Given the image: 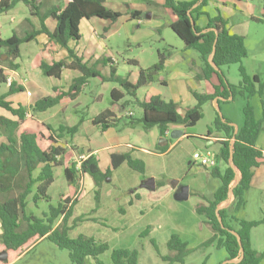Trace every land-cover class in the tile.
I'll return each instance as SVG.
<instances>
[{"label":"trees","instance_id":"trees-1","mask_svg":"<svg viewBox=\"0 0 264 264\" xmlns=\"http://www.w3.org/2000/svg\"><path fill=\"white\" fill-rule=\"evenodd\" d=\"M108 1L60 0L58 4L43 11L44 0H0V14L9 13L23 3L33 9L32 16L38 18L40 23L39 27L34 26L24 36L14 32L11 37L4 39L0 32V65L5 63L10 70H20L21 64L16 61L21 58L22 46L35 42L40 36H46L50 42L65 49L68 57L53 63L43 61L40 70L44 76L60 80L65 71L79 72L80 76L73 80L68 91L59 92L58 88H53L51 95L39 99L31 106L32 112L46 113L59 106L65 98L75 101L91 79L101 78L103 82L117 83L130 98L124 102L123 107L133 103L141 108L143 114L140 119L127 115L131 120L126 126L129 128L141 126L146 132L158 128L160 137L168 139L167 144L157 145V150L162 154L170 149L171 140L168 132L172 126L195 127L204 118V107L216 101V118L206 137L210 138L218 134L223 139L218 141L221 151L216 159L218 164V158L224 162L226 168L224 171L218 166L212 170L205 168L210 171L212 177L221 181V186L212 199L204 198L205 203L197 207V213L206 217V223L210 226L213 236L199 248L189 250L187 242L182 241L179 235H173L168 247L175 254L163 256L162 259L170 264H185L186 258L191 253L216 246L227 252V260L241 259L239 263L229 264H261L264 254H260L253 247L251 233L253 229L264 225V216L260 221L254 222L240 220L236 216L246 210L247 195L251 190L255 171L264 165V153L257 146L259 137L264 132V103L263 117L257 120L255 110L249 101L251 97L257 95L264 97V83L258 76L249 75L243 64L248 57L245 37L230 33L229 22L221 12L211 17L206 10L208 0H165L164 7L171 10L178 18L177 22L171 25V29L183 41L185 50H195L199 54L203 66L202 74L198 79L210 81L216 76L219 81V85L214 87V92L211 94L192 91L197 104L182 115L179 104L172 100L167 101L161 96H153L148 101H141L137 97L140 89L161 80V73L166 69V61L173 54L171 48L159 52L158 63L151 68L141 69L137 83L132 84L126 78L119 77L114 67L111 68L109 77L102 75L98 69L102 62L85 61L69 46L71 42H80V27L84 21L92 19L108 21L109 25L103 31V37L106 38L128 15L132 19H142V12L131 11L123 14L111 7ZM202 18L207 20L205 26L199 24ZM49 19L56 22L54 30H51L46 23ZM256 21L264 23V19H256ZM215 43L216 53L211 63ZM4 57L5 61H3ZM103 62L105 64L108 61ZM235 64L240 65L242 78L238 86L230 84L223 71L224 68ZM8 79L6 71L1 68L0 89L6 87L8 91L0 94V111L5 113L0 115V134L5 138V142L0 143V221L3 231L0 254L7 252L8 258L5 261L0 260V264H15L21 256L32 252L42 240H48L60 249L66 250L72 264H87V258H93L97 264H104L99 257L109 250L108 243L86 235L71 237L74 227L86 219L82 215L73 220L74 203L70 199L60 195L57 206L51 205L48 213L44 212L42 217L33 211L34 207L38 208L39 202L49 203L53 200L50 191L57 181L55 170L64 168L67 150L57 145L58 141L55 139H51L52 144L44 149L38 134L20 132L27 120L29 108L20 101L15 103L10 99L23 94L25 88L17 82H12L10 87H7ZM238 97L245 99L246 105L243 108V124L236 132V128L230 125L231 121L220 116L218 109L221 110L222 104L235 102ZM123 98L124 95L116 98L114 91L112 92L113 104ZM119 121L120 119H117L111 110H106L96 116L92 123L107 131L118 128ZM84 122L85 119L82 118L74 126L61 125L57 130L48 126V130L56 134L59 139L66 137L73 139ZM42 138L45 139L43 135ZM73 151L77 152L78 156L86 154L85 150L77 147H74ZM134 152V149L127 148L122 153L112 154L111 165L106 170L101 169L99 159L89 152L86 159L80 162L73 161L69 168H64V176L67 182L75 187H79L85 177H90L97 187L94 194L95 201L99 205L101 187L123 165H127L140 175L146 174L145 161L135 156ZM232 156L238 172L231 166ZM238 173L241 180L234 187ZM231 190L233 200L227 205L231 200ZM237 235L241 237L244 255ZM153 243L158 251L154 241ZM112 261L114 264H139V251L114 250Z\"/></svg>","mask_w":264,"mask_h":264},{"label":"rangeland","instance_id":"rangeland-1","mask_svg":"<svg viewBox=\"0 0 264 264\" xmlns=\"http://www.w3.org/2000/svg\"><path fill=\"white\" fill-rule=\"evenodd\" d=\"M59 2L60 0H44L43 11ZM126 2L130 3L129 0ZM131 6L143 13V25H140L139 28L135 22L136 19H131L129 20L130 26L127 27L125 24L128 21H124L123 25L120 27L119 24L111 35L103 41L100 40L101 44H105L104 46L107 47V56L118 59L120 62L124 60L139 61L141 66L148 69L158 63L159 52L171 48L173 54L183 55L187 61L185 69L190 68L191 62L194 60L198 65L200 64L199 54L195 50H185L183 41L168 26L169 18L165 16L163 10L156 11L159 17L150 19L153 10L148 9L146 2L137 0V4ZM223 8H227L224 14L229 23L234 26L233 30L237 29L245 34L248 57L243 61V64L248 74L252 77L258 76L264 83V23L256 21V19H264V0H208L206 10L211 17H215L219 12H222ZM233 10L236 11V14L232 16ZM32 13L33 9L30 6L20 3L9 13L0 14L2 37L7 39L14 32L19 36H24L34 26L39 27V20L32 16ZM156 22L166 23V25H159L160 27L155 29L153 24ZM94 23L99 28L103 25L98 20ZM42 39L22 46V56L16 61L21 64L22 69L13 71L5 63L0 65V69L4 68L12 82L17 80L21 85L28 83L30 90L34 93V98H37L39 91L43 86H46L49 93L39 97L40 99L51 95L54 86L68 87L70 77L72 74L74 75V73H67L65 78L60 81L44 76L39 69L41 62L59 56V54L53 55L51 52L60 49L57 46L53 48L48 39ZM88 42L89 36L86 35V26L83 24L81 26V42L77 47L83 49L88 46ZM71 45L72 47L76 46L73 43ZM5 60L4 57L3 61ZM98 67L102 75L109 76L102 64ZM239 67V64H235L223 70L229 83L233 86H238L242 81ZM119 75L125 78L126 73L120 69ZM161 75L166 77L168 72L165 70ZM114 89L126 93L117 83L103 82L101 78H95L90 80L89 85L83 89L78 99L65 101L62 106L65 109L62 112L58 107L46 113L36 114L29 106L32 118L27 117L21 131L38 134L44 149L52 144L51 139L58 141L57 145L67 150L64 168H69L71 162L82 160L75 157L77 152L73 151L74 147L87 150L88 143L92 147H100L106 143V136L101 129L97 128V131L91 133L90 136L88 130L94 127L90 121L92 118L112 107L111 94ZM7 91L8 88L3 87L0 89V94ZM28 92L30 91H27L26 96L22 95L21 98L16 96L12 99L27 100L26 103H29V99L32 98ZM145 96V90H140L138 97L143 99ZM97 97L101 98L97 100ZM23 98L24 100H22ZM249 101L255 110L257 120H261L264 97L257 95L251 97ZM124 102L122 101L120 108L116 109L121 116L116 130H121L122 134L118 133V137L129 136L133 145H137L136 139L140 138L144 142L143 144L149 145H145V147L158 151L155 147L160 144L161 140L158 128L149 132L143 130L141 126L127 128L126 125L131 120L127 114L132 112L135 119L142 118L143 114L141 108L133 103L122 109ZM245 105L246 100L238 97L231 104L221 105V115L226 119L228 116L233 118L234 124L240 127L242 125L239 122L244 121L243 108ZM216 110L212 103H208L204 107V118L195 127L177 129L183 134H187L185 138L172 139L171 133L174 130H171L170 145L175 144L172 148L170 146V151L163 156H144L147 163L145 175L134 172L127 165L117 170L101 187L99 205L95 201L94 194L97 187L90 177H85L79 187H75L67 182L64 168H57L55 170L57 182L50 194L53 200L49 203L39 202L38 208L34 207L33 211L42 217L44 212L48 213L51 205L57 206L61 194H58V191L64 192L62 194L64 198L70 199L74 203L73 220L82 217V215L86 219L74 227L71 237L77 238L80 235H86L94 237L97 241L108 243L109 250L99 257L104 264H114L112 253L118 249L139 251V264H170L165 262L162 257L175 254L168 247V242L173 235H179L182 241L187 242L189 250L199 248L213 236V232L206 223V217L197 213V207L205 203L204 198H213L214 193L221 186V181L212 177L210 171L200 167L194 160V155L209 152L213 157H218L220 154L221 146L218 143L209 144L205 138L209 129L213 127ZM82 118L89 122L88 124L84 122L81 125L75 141H69V137L59 139L56 134L48 130V126L55 130L61 125L74 126ZM94 134L95 137L91 138ZM42 135L45 139L42 138ZM218 160V167L224 171L225 163L219 158ZM151 180H155V188L147 185ZM175 182H179V186L189 187L188 200H176ZM232 200L233 197L230 202ZM247 200L246 210L236 216L247 222L260 221L264 216V195L256 191L250 192L247 195ZM252 231L253 247L260 254H264V225ZM147 232L149 234H146ZM227 259L228 255L224 249L211 246L191 253L186 258L185 264H223ZM15 264H72V262L66 250L60 249L48 240H42L31 253L21 257ZM87 264L97 263L93 258H87ZM261 264H264V259Z\"/></svg>","mask_w":264,"mask_h":264},{"label":"crops","instance_id":"crops-1","mask_svg":"<svg viewBox=\"0 0 264 264\" xmlns=\"http://www.w3.org/2000/svg\"><path fill=\"white\" fill-rule=\"evenodd\" d=\"M129 1H130V3L126 2V0H109L108 4L110 5V3H112L110 6L113 7L116 11H119L123 14L130 13L131 11H140L136 8H132V6H131V5L137 4V0H129ZM143 2H146L148 9L153 10V11H151V18L150 19H152L156 16L159 17V15L156 13V11L157 10H163L165 13V16H167L169 18L168 26L171 27L172 24L177 22L178 18L172 13V11L169 9H166L164 7L165 0H143ZM125 3H129V4L126 5ZM226 9L227 8H223L221 13H222L223 17L228 21V19L226 18L225 14H224ZM236 11H237V8H236ZM236 11L233 10L232 16L234 14H236ZM126 18H124V20H121L123 22H120V27L123 25L124 21H126V22L128 21L127 24H125L127 27L130 26L129 20H131L132 18L130 17V15H128ZM97 20H98V22L100 21L103 24L100 28L97 27L94 23ZM143 21L144 20L141 19V20H136L135 22L139 25V28H140V25H143ZM46 23L51 30L55 29L56 22L53 19L47 20ZM206 23H207L206 18H202L199 22L200 26H205ZM83 24H85V26H86V35L89 36L88 46H86L85 48L82 49L80 47H77L79 45L78 44L79 42L78 43L71 42L74 45H76V46L72 47L71 43L69 44V46L75 51V53L78 56L83 57L85 61H89L92 63L102 62V65L105 67V71H107L109 73V76H110L111 68L114 67L118 71V76L121 77L119 75V73H120V69H122V71H124L126 73L125 78L130 83L136 84L138 81V78H139L140 70L141 69H147V68H144L143 66H141L139 61H135V60L125 61L124 60L123 62H120L118 59L107 56V53H106L107 47L104 46L105 44L102 45L100 40L103 41V39H105V37H103V31L109 25V22L105 21V20L92 19L90 21H84L81 24V26ZM159 25H166V23L163 24L162 22H156L155 24H153V28L157 29V27H160ZM228 28H229V31L231 34L245 36V34H242L237 29L233 30L234 26H232L230 23L228 25ZM80 32H81V27H80ZM42 38L48 39L46 36H40L37 38V40L38 39L43 40ZM80 42H81V40H80ZM51 45L53 46V48H55V46H57L60 49V50H55V51L51 52L53 55L59 54V56H57L56 58L54 57L51 60L45 61V62L53 63V62H57V61L67 59L68 52L65 49H63L61 46H59L53 42H51ZM46 60H48V59H46ZM104 60H107L108 62L104 64V62H103ZM132 61H135L137 63L134 64L135 62H132ZM186 65H187V61H185V58L183 57V55H180L177 53L172 54V56L166 61V69L165 70H166V72H168V75L166 77H163L161 75V77H160L161 80L159 82L154 83V84H150L147 87L142 88L146 92V96L143 99L138 97V93L142 89H140L138 91L137 97L141 101H148L153 96H161L165 100L169 99L167 101L172 100V101L178 103L180 106L181 114L182 115L185 114V112L188 109L193 108L197 104V101L195 100V98L192 95V91H199L200 93H203V94H211L214 92V87L219 85V81H218L216 76H213L210 81L198 79V77L201 76V74H202V66L203 65H202L201 61H200L199 65L197 64V62L195 60L192 61L191 67L188 69L184 68ZM67 73H74V75L72 74V76L70 77V82H69L68 87H62V86H54L53 87V88H58L59 92L60 91H68V88L72 84L73 80L80 76L79 72L65 71L60 80L64 79ZM121 78H123V77H121ZM60 80H58V81H60ZM15 82H17V84L21 85L19 83V81L16 80ZM21 86H23L25 88V92L23 94L17 95V97L21 98L22 95L26 96L27 91L29 90L30 92H28V95L31 96V98H32L31 100L29 99V103H26L27 100L25 101L24 98L22 99L24 101H20V102L26 104L28 106V108H29V106H32L33 104H35V102L40 99L39 97L45 96L46 93H49V89L46 88V86L45 87L43 86V88L39 91L38 97L34 98V93L30 90L28 83H23ZM7 87H10V86L8 85ZM53 88H52V93H53ZM113 91H114L116 98H120V97H122V95H124L123 100H120L118 102H114V104L112 103L111 104L112 107L108 109V110H111L116 115L117 119H120L121 116L116 111V109L120 108L119 106H120V103L122 101L126 102L130 98L126 95V93H123L122 91H120L118 89H114ZM111 96H112V94H111ZM12 98H16V96H14ZM12 98L10 100H12L15 103L18 102V99L14 100ZM100 98L101 97H97V100ZM67 99L68 98H65L61 102V104L55 108L60 107L61 108L60 111L62 112L65 109L62 106ZM211 103L213 106H215V108H217L216 101L211 102ZM229 104H231V103H229ZM122 109H125V108L122 106ZM0 113H1L0 115L5 114L3 111H0ZM28 114L31 115V117H29V118H32V114L31 113H28ZM126 114H127V111H126ZM130 114H132V116H133L132 112L127 114V115H130ZM5 116H7V115H5ZM94 118H92L90 121L92 122V120ZM227 119L231 121V124L235 123L232 120L233 118H229V116H228ZM86 122L88 124L89 121L86 120L85 123ZM239 123H240V125H242L243 120L240 121ZM92 125H93V123H92ZM67 126H69V125H67ZM97 128L101 129V127H97V126H94V127H92V129H89L88 130L89 136L91 133H95L97 131ZM127 128H129V127H127ZM180 128H183V127L182 126H172L169 129L168 137L170 135L171 130H177ZM238 128H239V126H238ZM129 129H131V128H129ZM20 132H22V131H20ZM103 132H104V136H106V143H104L103 146L92 147L90 145V143H88L87 144V150H85V152H86L85 155L78 156V153H75L77 155V156H75L76 158L79 157L81 159H86L89 156V152H92V155H95L99 159L100 167L102 170H106L108 167H110V165H111V158L110 157L112 154L122 153L127 148L134 149V151H135L134 155L145 161L144 156H152V155L153 156L154 155L163 156V155L167 154L170 151V149L173 147V145L175 144V143L172 144L171 148L169 149V151L167 153L162 154L159 151L150 150L149 147L148 148L145 147V145H148V144H143L144 142L140 138L136 139L137 145H133L131 143V138L129 136L118 137V133L122 134L121 130L118 131L115 128H111V129H109L107 131H103ZM186 135L183 134L181 137L185 138ZM93 137H95V134L93 136H91V138H93ZM205 138H206V141L209 142V144L218 143V141L223 140L221 138V136L218 134H214L210 138H207L205 136ZM76 139H77V135L73 139L69 138L68 140L69 141H71V140L75 141ZM2 142H5V138L3 136L0 138V143H2ZM88 142H89V139H88ZM257 146L264 153V132L260 135L259 140L257 142ZM155 147L157 149V146H155ZM121 149H122V151H121ZM101 163H102V166H101ZM145 163H146V161H145ZM124 166L125 165H123L122 167H124ZM114 173L112 175H114ZM56 182H55V184H56ZM54 185H53L51 191L53 190ZM51 191H50V194H51ZM255 191L264 195V165L261 166L259 169H256V171H255V174H254V177H253V180L251 183V190L249 191V193L255 192ZM58 194L62 195V194H64V192L58 191ZM247 207H248V205H247ZM1 227L2 226H1V221H0V236H2L1 234H3ZM1 239H2V237H1ZM251 239H252V243H253V231L251 234ZM25 255H27V254H25ZM23 256H21V257H23Z\"/></svg>","mask_w":264,"mask_h":264},{"label":"water","instance_id":"water-1","mask_svg":"<svg viewBox=\"0 0 264 264\" xmlns=\"http://www.w3.org/2000/svg\"><path fill=\"white\" fill-rule=\"evenodd\" d=\"M192 23H193V21H192ZM204 32H206V31H204ZM217 42V41H216ZM215 53H216V43H215V45H214V52H213V55H212V57H211V63H212V59L214 58V55H215ZM215 67V66H214ZM218 70V69H217ZM218 112L220 113V116H222L221 115V110L220 109H218ZM230 125H232V126H234L235 128H236V132L238 131V126L237 125H235V124H231L230 123ZM183 135V133L181 132V131H178V130H174V131H172V133H171V138L172 139H179L181 136ZM170 138V137H169ZM160 143H164V144H167L168 143V139L167 138H162L161 140H160ZM231 166L238 172V169H237V167L235 166V164H234V157L232 156L231 157ZM240 180H241V176H240V174L238 173V176H237V179H236V183H235V185H234V187L235 186H237L238 185V183L240 182ZM149 187H152V188H155L156 186H155V180H151V181H149L148 182V184H147ZM174 187L175 188H177V191H176V194H175V198H176V200H178V201H184V200H188L189 199V196H190V189H189V187H187V186H179V182H175L174 183ZM230 198H232V190L230 191ZM231 202H230V200L227 202V205H229ZM234 234H235V232H233ZM236 235V234H235ZM237 237H238V240H239V245H240V247H241V252H242V255H244V248H243V244H242V241H241V237L240 236H238L237 235ZM8 258V253L7 252H3V253H1L0 254V260L1 261H5L6 259ZM241 261V259H237V260H227L225 263H223V264H229V263H239Z\"/></svg>","mask_w":264,"mask_h":264},{"label":"built area","instance_id":"built-area-1","mask_svg":"<svg viewBox=\"0 0 264 264\" xmlns=\"http://www.w3.org/2000/svg\"><path fill=\"white\" fill-rule=\"evenodd\" d=\"M11 83H12L11 79H8L9 86L11 85ZM27 116L31 117L30 114H28ZM231 142L233 143L234 141L232 140ZM194 160L196 161V163H198L200 167H203V168H215L218 166V161L216 157H213L212 154H210L209 152L207 154L196 153L194 155Z\"/></svg>","mask_w":264,"mask_h":264},{"label":"flooded vegetation","instance_id":"flooded-vegetation-1","mask_svg":"<svg viewBox=\"0 0 264 264\" xmlns=\"http://www.w3.org/2000/svg\"><path fill=\"white\" fill-rule=\"evenodd\" d=\"M181 187V186H180ZM175 190L177 191V188H175Z\"/></svg>","mask_w":264,"mask_h":264}]
</instances>
